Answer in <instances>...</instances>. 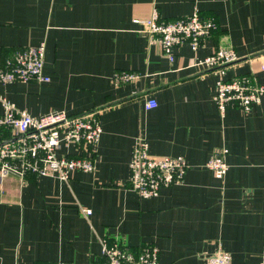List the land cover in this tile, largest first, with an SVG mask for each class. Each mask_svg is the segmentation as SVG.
Masks as SVG:
<instances>
[{
    "label": "crops",
    "instance_id": "crops-1",
    "mask_svg": "<svg viewBox=\"0 0 264 264\" xmlns=\"http://www.w3.org/2000/svg\"><path fill=\"white\" fill-rule=\"evenodd\" d=\"M154 10L164 20L198 11L216 27L196 51L189 44L174 49L170 64L133 22ZM39 44L49 80L0 82V97L35 117L97 111L102 133L91 173L74 171L63 181L0 171V264H96L104 239L133 251L153 245L158 264H205L217 245L230 264H259L264 102L220 116L218 76L192 64L230 47L238 59L225 78L264 83V0H0V65L15 49ZM118 71L138 78L116 85ZM147 99L156 106L145 109ZM5 134L0 129V141ZM138 137L152 156L184 158L181 183L138 197L128 185ZM221 147L228 150L222 181L205 167Z\"/></svg>",
    "mask_w": 264,
    "mask_h": 264
},
{
    "label": "built area",
    "instance_id": "built-area-1",
    "mask_svg": "<svg viewBox=\"0 0 264 264\" xmlns=\"http://www.w3.org/2000/svg\"><path fill=\"white\" fill-rule=\"evenodd\" d=\"M133 22L139 25L138 33L146 35L150 45L161 48L170 64L175 59L174 49L189 44L196 51L216 27L211 17H204L198 11L178 19L164 20L154 10L148 18L134 19ZM237 59L232 48L219 47L205 57L196 58L192 64L218 76L213 101L220 116L228 109L249 112L253 106L264 102V83L249 76L225 78L226 68ZM43 63V44L15 49L0 65V82H47L48 77L42 73ZM137 78L138 74L130 71H118L112 76L116 85ZM0 102V129L8 133L0 141L1 176L13 174L24 178L26 175H49L66 181L74 171H94L102 133L99 112L73 116L48 113L35 117L17 109L2 96ZM155 106L153 99L144 103L145 109ZM61 149L66 151L59 155L58 150ZM227 156V148L221 147L205 163V167L221 181L228 170ZM188 168L183 157L150 155L146 139L138 137L128 163V185L140 199L152 198L158 195L160 189L181 183ZM89 213V209L84 211L86 215ZM100 254L96 264H158V249L148 244L140 245L133 251L118 240L109 242L104 239ZM204 260L205 264H230V255L217 245ZM43 264L72 263L58 261ZM259 264H264V258Z\"/></svg>",
    "mask_w": 264,
    "mask_h": 264
},
{
    "label": "trees",
    "instance_id": "trees-1",
    "mask_svg": "<svg viewBox=\"0 0 264 264\" xmlns=\"http://www.w3.org/2000/svg\"><path fill=\"white\" fill-rule=\"evenodd\" d=\"M4 133H6V134L4 135L3 139H5L8 136L7 132H4Z\"/></svg>",
    "mask_w": 264,
    "mask_h": 264
},
{
    "label": "water",
    "instance_id": "water-1",
    "mask_svg": "<svg viewBox=\"0 0 264 264\" xmlns=\"http://www.w3.org/2000/svg\"><path fill=\"white\" fill-rule=\"evenodd\" d=\"M0 144H2V143H0Z\"/></svg>",
    "mask_w": 264,
    "mask_h": 264
}]
</instances>
